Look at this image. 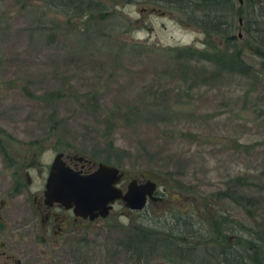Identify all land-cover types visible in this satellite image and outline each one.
<instances>
[{"label": "rangeland", "instance_id": "obj_1", "mask_svg": "<svg viewBox=\"0 0 264 264\" xmlns=\"http://www.w3.org/2000/svg\"><path fill=\"white\" fill-rule=\"evenodd\" d=\"M59 1L0 0V198L13 195L14 176L38 184L57 152H66L160 185L163 201L148 205L146 225L169 229L172 215H189L200 229L225 223L231 242L243 227L257 231L264 219L262 61L246 52L250 72L237 74L165 55L168 46L206 45L161 2L96 0L89 17ZM230 192L251 205L221 195ZM120 210L72 234L76 246L61 247L38 223L27 225L29 211H0L1 233L22 264H170L125 250L140 219ZM193 242L199 256L211 246Z\"/></svg>", "mask_w": 264, "mask_h": 264}, {"label": "trees", "instance_id": "obj_2", "mask_svg": "<svg viewBox=\"0 0 264 264\" xmlns=\"http://www.w3.org/2000/svg\"><path fill=\"white\" fill-rule=\"evenodd\" d=\"M42 1L47 5L51 3L50 0ZM68 1L69 3L60 0L55 5L72 10L76 16L91 17L97 10L96 0ZM154 1L174 10L181 21L197 28L204 35L202 42L207 46H168L162 49L165 55L181 62L210 63L218 70L247 74L252 67L245 59L246 52H249L259 58L264 67V0H242L241 3L239 0ZM64 7H61L62 10ZM103 14L101 12L100 15ZM219 38L222 43L218 41ZM2 133L0 131V148L2 147L4 153L6 150L2 145L5 142L2 140ZM221 195L242 206L251 205L249 199L233 192ZM224 224L215 222L212 229L195 228L196 230H191L192 226L181 230L182 226L177 223H173L169 229L154 224V227L141 226L123 245L126 251L131 252L140 261L145 257V253L150 252V256L158 254L170 264H264V219L255 224L257 231L243 227L241 231L244 233L237 235L233 242L228 240L227 235V231L232 229ZM203 239L211 242V246L206 253L202 250L203 254L199 256V247L193 241Z\"/></svg>", "mask_w": 264, "mask_h": 264}, {"label": "flooded vegetation", "instance_id": "obj_3", "mask_svg": "<svg viewBox=\"0 0 264 264\" xmlns=\"http://www.w3.org/2000/svg\"><path fill=\"white\" fill-rule=\"evenodd\" d=\"M58 154H62L61 161L65 164V166H68L72 170L76 171V173L87 175V173L90 174L97 169L98 164H95L94 161L90 159L86 160V158L83 156L66 152H57L54 158ZM50 167L47 171V175L42 177L40 182L35 185L30 179H28V182L22 180L21 175L14 176L15 180L13 181L12 185L13 195H10L8 200L0 198V211H29L30 217L27 225L33 226L38 223L43 234L60 238L59 241L61 242V247H66L70 245V243L71 246L79 245V242H77L75 239L71 240L72 234H80V232L82 234L83 229H80L86 224L107 219L117 207L121 208L120 211H116L119 216L122 214L129 218H136L138 221L140 219V224L137 226V228L146 226V224L143 222L148 221V205L152 202L158 203L163 201V197L165 195L164 191L160 188V185H158L155 181H152L149 177L143 174H141V176L139 174H134L129 177L125 175L123 171L119 170L120 182H118V184L115 186L120 188L122 190L121 192L123 193L127 192L128 190L131 191L134 197H139V195L142 193L145 196V199L141 208H133L128 206L126 201L119 199L113 202L111 208L107 211L105 216L100 214L102 211L98 210L74 211L73 207H66L62 202L55 201L52 198L47 197L46 183ZM16 174L17 172L14 175ZM2 188L3 186L1 185L0 192ZM12 201H15V206L8 207L9 202ZM132 205L134 204L132 203ZM172 217L173 218L171 221H173V223L180 224L182 226V228H180L181 230H185V227L190 228L191 226V230L197 229L195 224L193 225L194 222L190 220L189 215L186 216L185 220H182L175 215H172ZM0 220H2L1 216ZM222 228H224V225ZM2 230L3 227L0 224V233ZM3 237L4 234L1 233L0 264H22L21 261L15 257V253L17 252L12 251V249L7 246V243ZM230 239L231 238L228 236V240L231 242ZM185 243L187 244V241Z\"/></svg>", "mask_w": 264, "mask_h": 264}, {"label": "water", "instance_id": "obj_4", "mask_svg": "<svg viewBox=\"0 0 264 264\" xmlns=\"http://www.w3.org/2000/svg\"><path fill=\"white\" fill-rule=\"evenodd\" d=\"M239 2L241 3L242 0ZM240 37L241 33H239ZM61 156L62 154H58L51 164L46 183L47 197L62 202L66 207H73L74 211L98 210L102 211L100 214L103 216L111 208L113 202L119 199L126 201L127 205L133 208L143 206L145 196L142 193L139 197H134L131 191L123 193L115 186L120 182L117 167L98 163L94 172L82 175L65 166L61 161Z\"/></svg>", "mask_w": 264, "mask_h": 264}]
</instances>
